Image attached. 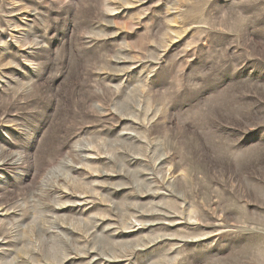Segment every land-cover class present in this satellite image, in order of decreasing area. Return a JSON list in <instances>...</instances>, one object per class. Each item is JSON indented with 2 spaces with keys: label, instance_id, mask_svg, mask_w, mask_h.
<instances>
[{
  "label": "rangeland",
  "instance_id": "1",
  "mask_svg": "<svg viewBox=\"0 0 264 264\" xmlns=\"http://www.w3.org/2000/svg\"><path fill=\"white\" fill-rule=\"evenodd\" d=\"M0 264H264V0H0Z\"/></svg>",
  "mask_w": 264,
  "mask_h": 264
}]
</instances>
